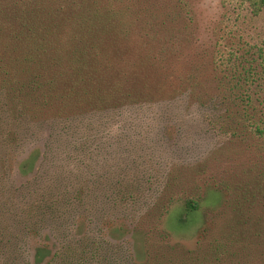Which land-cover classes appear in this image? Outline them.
Returning <instances> with one entry per match:
<instances>
[{"label":"rangeland","instance_id":"obj_1","mask_svg":"<svg viewBox=\"0 0 264 264\" xmlns=\"http://www.w3.org/2000/svg\"><path fill=\"white\" fill-rule=\"evenodd\" d=\"M187 1L193 15V49L184 44L182 57L165 69L185 76L196 53L200 70L193 74V91L199 102L183 94L68 125H28L18 141L19 149L21 145L27 150L15 161L46 143L49 151L29 187L16 189L17 180L29 175L23 177L15 166L13 182L5 169L8 157L0 160V181L6 185L2 193L8 198L0 201L6 204L0 225H11L13 240L22 242L29 256L47 242V233L60 231L101 237L103 226L118 242L132 240L144 256L160 247L153 230L158 222L171 243L189 250L197 248L205 220L221 224L242 213L264 224V54L258 52L264 49V4L255 12L250 0ZM232 50L252 62L255 78L241 88L250 93L248 102L221 101L228 85L226 69L234 62L227 60ZM256 125L262 133L255 131ZM127 186L132 189H120ZM116 191L122 192L115 197ZM40 196L57 200L61 213H47L41 222L39 216L31 220L34 212L28 206ZM187 199L200 201L198 211L187 215ZM168 203L162 215L161 207ZM86 212L89 221L83 217ZM139 215L144 216L142 226L130 238L124 226ZM148 230L150 237L145 235Z\"/></svg>","mask_w":264,"mask_h":264},{"label":"trees","instance_id":"obj_2","mask_svg":"<svg viewBox=\"0 0 264 264\" xmlns=\"http://www.w3.org/2000/svg\"><path fill=\"white\" fill-rule=\"evenodd\" d=\"M250 1L255 12L264 4V0ZM188 3L0 0V160L8 157L10 166L5 169H9L13 182L17 180L15 166L22 176L29 175L25 181L17 180L16 189L29 187L30 180H36L49 153L46 143L45 148L34 147L15 161V156L27 150L21 145L19 149L18 141L29 131L28 125H68L183 94L199 102L200 97L193 91L197 84L193 74L200 70L196 53L185 76H175L174 71L165 69L167 63L175 64L182 57L184 44H191L189 50L193 49V15ZM258 52L261 56L264 49ZM227 56L234 62L226 69L224 79L228 85L222 90L221 101L248 102L250 93L241 88L255 78L252 62L237 50ZM255 131L262 133L258 125ZM0 177L4 179V175ZM3 179L1 196L6 189ZM121 192L113 195L117 197ZM48 199L40 196L31 201V220L39 216L41 222L47 213H61L60 203ZM5 206V202L0 203V212ZM168 206L170 203L162 205V215ZM184 207L189 215L198 211L200 201L187 199ZM83 217L89 221L88 212ZM143 218L139 215L124 226L130 238L136 237ZM203 224L195 250L171 243L158 222L153 230L160 247L144 256L136 252L132 240L128 239V244L118 242L103 226L101 237L88 231L78 237L61 231L59 235L47 233V242L29 256L24 244L13 240L11 225L5 222L0 225V258L4 264H264V224L260 219L238 213L221 224L213 218ZM145 235L150 237L149 230Z\"/></svg>","mask_w":264,"mask_h":264}]
</instances>
